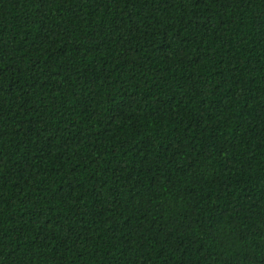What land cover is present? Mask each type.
<instances>
[{
  "label": "trees",
  "instance_id": "1",
  "mask_svg": "<svg viewBox=\"0 0 264 264\" xmlns=\"http://www.w3.org/2000/svg\"><path fill=\"white\" fill-rule=\"evenodd\" d=\"M0 264H264V0H0Z\"/></svg>",
  "mask_w": 264,
  "mask_h": 264
}]
</instances>
